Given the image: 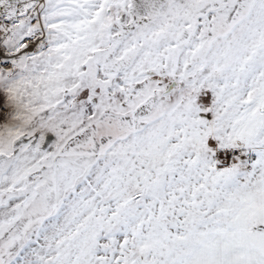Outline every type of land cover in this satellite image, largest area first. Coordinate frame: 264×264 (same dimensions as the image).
I'll use <instances>...</instances> for the list:
<instances>
[{
    "label": "snow or ice",
    "instance_id": "1",
    "mask_svg": "<svg viewBox=\"0 0 264 264\" xmlns=\"http://www.w3.org/2000/svg\"><path fill=\"white\" fill-rule=\"evenodd\" d=\"M0 264H264V0H0Z\"/></svg>",
    "mask_w": 264,
    "mask_h": 264
}]
</instances>
